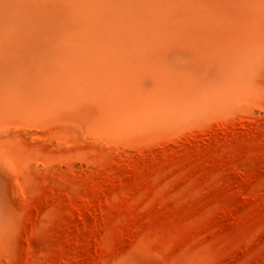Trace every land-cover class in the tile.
<instances>
[{
    "label": "bare ground",
    "instance_id": "bare-ground-1",
    "mask_svg": "<svg viewBox=\"0 0 264 264\" xmlns=\"http://www.w3.org/2000/svg\"><path fill=\"white\" fill-rule=\"evenodd\" d=\"M255 83L264 0H0L3 207L25 219L40 178L58 183L79 158L109 153L102 131L149 140L161 123L256 115Z\"/></svg>",
    "mask_w": 264,
    "mask_h": 264
},
{
    "label": "rangeland",
    "instance_id": "rangeland-1",
    "mask_svg": "<svg viewBox=\"0 0 264 264\" xmlns=\"http://www.w3.org/2000/svg\"><path fill=\"white\" fill-rule=\"evenodd\" d=\"M253 88L264 109V85ZM258 111L235 107L228 121L201 127L161 123L149 140L102 131L112 154L79 158L58 183L40 178L25 219L0 200V264H264Z\"/></svg>",
    "mask_w": 264,
    "mask_h": 264
}]
</instances>
